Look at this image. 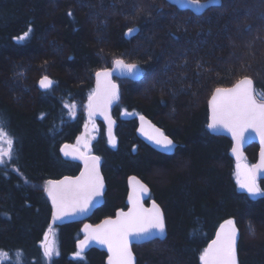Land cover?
I'll use <instances>...</instances> for the list:
<instances>
[{
  "label": "trees",
  "instance_id": "obj_1",
  "mask_svg": "<svg viewBox=\"0 0 264 264\" xmlns=\"http://www.w3.org/2000/svg\"><path fill=\"white\" fill-rule=\"evenodd\" d=\"M117 58L138 63L142 75L117 79L114 136L99 122L90 145L106 179L105 203L87 221L52 225L46 182L80 171L83 161L65 151L89 117L95 73ZM44 75L54 84L42 91ZM245 76L259 98L264 0H221L202 14L168 0H0V126L14 139L10 164L17 169L0 166L2 264H106V251L81 252L78 241L86 223L127 207L131 175L150 187L168 231L133 245L137 264H203V251L229 219L238 230V264H264V195L239 188L231 139L208 127L213 91ZM139 116L176 141L174 154L138 137ZM258 150L256 143L246 149L252 164ZM51 227L59 254L49 259L42 241Z\"/></svg>",
  "mask_w": 264,
  "mask_h": 264
},
{
  "label": "snow or ice",
  "instance_id": "obj_2",
  "mask_svg": "<svg viewBox=\"0 0 264 264\" xmlns=\"http://www.w3.org/2000/svg\"><path fill=\"white\" fill-rule=\"evenodd\" d=\"M216 0H212L215 4ZM189 3L203 8L205 5L199 4V0H189ZM71 15V13H69ZM30 31V30H29ZM138 29L129 28L127 34L131 35ZM28 33L24 34L26 37ZM24 37H21L23 39ZM115 68L112 70L104 69L97 71L96 89L89 96L88 111L89 117L94 113L100 112L109 119V133L111 134V125L114 123L107 116L108 109L113 101L119 99V87L112 80L114 71L124 74H133L137 70L136 64L125 63L123 59L113 61ZM47 76L40 80V86L48 89L52 86ZM74 107V105L72 106ZM212 122L208 125L211 129L224 128L231 132L236 141V147L233 152L237 153L240 159L239 149L245 141V133H255L259 136L260 142L264 145V92L259 93L257 98L256 90L253 87V81L245 77L240 79L231 88H216L211 98ZM127 114V113H125ZM142 122L140 131L157 145L165 149L174 147L173 141L164 134V132L146 122L141 116ZM147 124V127H145ZM6 141L7 148L3 147ZM78 146L83 144L88 148V140L81 137L77 142ZM114 143V139H113ZM14 139L9 136L3 126H0V164L4 163V158L11 159L13 153ZM73 147L71 151H65V155H77L84 161L85 169L79 177H65L59 181H48V195L52 198L55 208L53 217L56 220H63L68 216L87 215L99 202V198L104 193L103 177L99 173V157L88 155L80 151L79 147ZM70 146L65 145V149ZM237 179L241 189H245L250 196L264 195V191L257 184V176L264 171V149L260 152V161L258 164L247 166L237 165ZM133 191L129 196L132 207L128 212L120 211L116 219H106L102 224L93 226L86 224L84 232L86 239L81 241V248L91 241L105 244L108 247L111 256L109 264H134V256L131 249L133 241L142 243L154 232L163 234L165 224L163 214L158 205L153 203L151 209H146L141 203L142 197L147 193V186L132 178ZM251 228V225L249 226ZM49 229V233H51ZM238 230L235 222L227 220L220 226V231L216 238L203 251L200 259L203 264H237L236 261V239ZM55 252L54 240L49 241L45 236L44 255L51 257ZM58 254V253H57ZM6 255V254H5ZM79 255V253H77Z\"/></svg>",
  "mask_w": 264,
  "mask_h": 264
},
{
  "label": "water",
  "instance_id": "obj_3",
  "mask_svg": "<svg viewBox=\"0 0 264 264\" xmlns=\"http://www.w3.org/2000/svg\"><path fill=\"white\" fill-rule=\"evenodd\" d=\"M168 2L176 7H178L179 9L181 10H190L192 11L193 13L195 14H202L204 13L206 10H208L209 8L211 7H214V6H219L221 4V0H216L215 4L212 3V0H199V4L201 5H205V7L203 8H198L196 5L194 4H191L189 3V0H168ZM134 29H138L139 31V27H134ZM138 31L134 32L133 34L131 35H128L127 34V37L130 38L132 37L134 34H136ZM128 32V31H127ZM117 59H123V58H117ZM125 61V63H131V64H136L138 67H137V70L135 73L133 74H127V73H120L119 71H114L113 72V75H112V80L115 84L118 85L119 87V99L118 100H115L113 101V103L110 105L109 109H108V112H107V116L111 119V121H113L114 123H112L111 125V134L109 133V119H107L105 117L104 114H101L100 112H96L94 113L91 118H94L102 123H104V125L106 126L107 128V131L109 133V136L110 138H113L114 136V132H115V127H116V119L114 118L113 116V108L115 107V105L119 102L120 100V86H119V83L117 81V79H131V80H138L140 79L141 75H142V68L141 66L138 64V63H135V62H127L125 59H123ZM115 68V65L113 63L112 67L110 68H104V69H109V70H112ZM104 69H100L98 71H102ZM44 76H47L51 81H53V84H54V79L49 76V75H44ZM42 76L40 78V80L44 77ZM245 77H248L250 78L252 81H253V87L255 89V81L252 77L250 76H245ZM243 77V78H245ZM241 78V79H243ZM40 80L38 82V87L39 89H41L42 91H45V90H48L50 88H52V86L48 89H45L43 87L40 86ZM240 80V79H239ZM238 80V81H239ZM237 81V82H238ZM237 82H235L234 84H232L231 86H227V87H218V88H231L233 87ZM96 84H97V81H96V76H95V89H96ZM216 90V89H215ZM215 90L213 91L210 99H209V102H208V108H209V124L212 122L211 118H212V108H211V98L212 96L214 95L215 93ZM258 98V96H257ZM88 115H89V111H88ZM140 117L138 118V127H137V135L138 137L144 142L146 143L147 145H149L150 147L154 148L155 150H157L158 152L160 153H163V154H168V155H171V154H174L175 151H176V148H177V143L176 141L171 137L169 136L168 134H166L163 129L158 126L157 124H155L154 122H152L148 117H144L145 121L146 122H150L152 125H155L156 127L160 128L164 134L166 136H168L169 139H171L173 141V144H174V147L171 148V149H165L164 147H162L161 145H157L154 141L150 140L146 135H144V133H142L140 131V128H141V120H140ZM145 127H147V124H145ZM213 131H215L217 134L219 135H222V136H226L228 137L229 139H231L232 141V146H231V149H230V155L231 157L233 158V160L236 162V161H239V160H242L244 158V156L246 155V149L253 143H256L258 146H259V150H258V157H257V161L252 164V165H255V164H258L259 161H260V152L262 151V149H264V145L261 144L260 142V139H259V136L255 133H252L251 136H249V133H245V141L242 143V145L240 146V149H239V153H240V159L237 158V153H234L233 152V148L236 147V141L235 139L233 138L231 132H229L227 129H224V128H220V129H212ZM91 156H97L95 154H90ZM77 156V155H75ZM78 157V156H77ZM98 157V156H97ZM83 161V160H82ZM85 169V165H84V161H83V165L80 169V171L75 174V175H64L60 178H55V179H49L48 181H59V180H63L65 177H71V178H76V177H79L80 174L84 171ZM98 169H99V173L100 175L103 177V183H104V193H103V196L101 198H99V202L96 204V206L87 214V215H76V216H68V217H65L63 220H56L54 222L53 218H52V222L51 224L52 225H57V226H60V225H65V224H68V223H74V222H83V221H87L93 214L94 212L100 208L104 203H105V194H106V191H107V183H106V179H105V176L103 174V171H102V165H101V161L99 159V165H98ZM135 177L136 180H138L140 183L144 184L147 186V193H145L142 197V200H141V203L143 204V207L146 208V209H151L152 206H153V203H155L156 205H158L159 207V210L160 212L163 214V218H164V224H165V232L163 234H160L159 232H154L151 236H149L148 238H146L144 240V242L142 243H145V242H149V241H152L154 239H164L166 236H167V223H166V216H165V212L163 210V207L161 206V204L156 200V199H152L151 198V190H150V187L148 186V184L143 181L139 176L137 175H131L129 178H128V194H127V198H126V204H127V207L125 209H120L118 210L114 216H108V217H105L103 218L101 221H99L98 223H95V224H92V223H86V224H90V225H93L94 227L99 225V224H102L103 221H105L106 219H116L117 218V215L118 213L122 210L124 212H128L130 210V208L132 207L131 205V202L129 201V196L132 194V191H133V182H132V178ZM257 179L258 180H264V171H261L258 176H257ZM47 181V182H48ZM46 182V187H45V193H46V196L51 204V207H52V210H53V217H54V214H55V208L53 206V203H52V198L51 196L48 195V191H47V187H48V183ZM85 224V225H86ZM224 224V223H222ZM221 224V225H222ZM84 225V226H85ZM220 225V226H221ZM84 226L82 227V233H83V236L82 238L78 241V249L81 251V252H86L88 251L89 249L91 248H97V249H100V250H104L108 253V256L106 258V264H109V257L111 256V253L109 252L108 250V247L107 245L105 244H101V243H98L97 241H91L89 243H87L83 248H81V241H84L86 239V233L84 232ZM220 226L219 228L217 229L216 231V234L214 236V238L210 241L209 244H211V242L216 238V235L217 233L220 231ZM236 227V226H235ZM142 243H137L136 241H133L132 244H131V249H132V253H133V256H134V264H137V256L133 250V245L134 244H142ZM208 244V245H209ZM237 244H238V234H237V239H236V261H237V264H238V257H237ZM208 247V246H207Z\"/></svg>",
  "mask_w": 264,
  "mask_h": 264
},
{
  "label": "rangeland",
  "instance_id": "obj_4",
  "mask_svg": "<svg viewBox=\"0 0 264 264\" xmlns=\"http://www.w3.org/2000/svg\"><path fill=\"white\" fill-rule=\"evenodd\" d=\"M99 127H100V124H99L98 120H96L94 118H91V117H88L86 122H85V125H84L82 133L78 136L76 142H74L72 144L73 147H77L78 146L77 142L80 140L81 137H86V139L88 140V148L85 149L83 147V144H80L78 147H79L80 151L86 152L87 154L90 153V150H91L90 145L92 144L93 140L96 138L97 131L99 130ZM115 143L116 142H114L113 144H115ZM3 147L6 150V148H7L6 141L3 143ZM238 164H240L241 166H243V165L252 166V163L250 162L248 156H246V155L244 156V158L242 160L236 161L235 162V177H236V179H237V173H238V169H237V165ZM2 165H9L12 170L17 171V169L13 165L10 164V159L7 158V157L4 158V163L0 164V166H2ZM237 182H238V179H237ZM257 184L263 191V188H262V185H261V181H259L258 179H257ZM238 185H239V182H238ZM239 188H240V185H239ZM242 190L246 191L245 189H242ZM258 196H260V195H258ZM258 196H255V197H258ZM56 227L55 228L51 227L50 228L52 230L51 233H49V230H48L46 235H45V236L49 237V241L54 240V242H55V252L53 253L52 256H55V255L59 254V249H58V229ZM44 243H45V237H44V239L42 241L43 248H44ZM5 254L6 253H0V264H2V260L6 256ZM52 256L50 258L49 257L48 258L51 259Z\"/></svg>",
  "mask_w": 264,
  "mask_h": 264
},
{
  "label": "flooded vegetation",
  "instance_id": "obj_5",
  "mask_svg": "<svg viewBox=\"0 0 264 264\" xmlns=\"http://www.w3.org/2000/svg\"><path fill=\"white\" fill-rule=\"evenodd\" d=\"M112 139V138H111ZM16 168V167H15Z\"/></svg>",
  "mask_w": 264,
  "mask_h": 264
}]
</instances>
